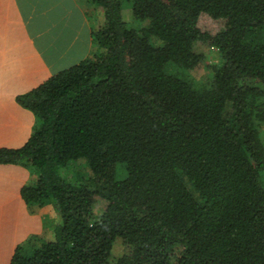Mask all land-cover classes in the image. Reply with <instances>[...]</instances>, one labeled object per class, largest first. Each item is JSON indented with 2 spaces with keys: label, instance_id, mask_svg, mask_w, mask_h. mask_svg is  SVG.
<instances>
[{
  "label": "trees",
  "instance_id": "16d2710c",
  "mask_svg": "<svg viewBox=\"0 0 264 264\" xmlns=\"http://www.w3.org/2000/svg\"><path fill=\"white\" fill-rule=\"evenodd\" d=\"M90 1L96 52L19 95L36 126L0 148L59 217L11 264H107L118 239L115 264H264V0Z\"/></svg>",
  "mask_w": 264,
  "mask_h": 264
},
{
  "label": "crops",
  "instance_id": "0c3cea01",
  "mask_svg": "<svg viewBox=\"0 0 264 264\" xmlns=\"http://www.w3.org/2000/svg\"><path fill=\"white\" fill-rule=\"evenodd\" d=\"M96 12L104 16L90 0H0V148L22 147L36 126L19 95L93 56ZM33 173L0 164V264H11L19 244L46 232L47 205L34 213L22 196L37 180Z\"/></svg>",
  "mask_w": 264,
  "mask_h": 264
},
{
  "label": "rangeland",
  "instance_id": "374dc122",
  "mask_svg": "<svg viewBox=\"0 0 264 264\" xmlns=\"http://www.w3.org/2000/svg\"><path fill=\"white\" fill-rule=\"evenodd\" d=\"M103 15H104V13H103ZM126 17L127 18L131 17V11L126 13ZM94 18H96V22H95V25H96L95 31H96V30H99L103 26V24L105 22V18H104V16H102V18H100L99 12H96L94 14ZM197 48L200 52H203L205 54L206 61H205V64L199 70L192 71V73L194 74V76L197 80H200L202 82H206L209 80L210 75H211V71H210L211 68H209L208 65L209 64L213 65V64L217 63L219 60V54H218V51L214 47H211L207 43H201ZM96 50H97V48H96ZM94 52H96V51H94ZM93 55H94V53H93ZM261 131H262L263 140H264V126H263ZM81 165H83V163H81ZM80 166L79 165L75 166L74 171L79 172V174L76 173V176L78 179L86 178L87 172L85 170H81ZM64 173H67V172L65 171ZM33 175L37 176L36 173L35 174L33 173ZM72 178H75V177L72 175ZM107 204L108 203L106 200L97 196L95 199V212L101 213L103 210H105ZM46 205H47V211L48 212H47V216L45 218V221H46V223L48 222V227H47V224L45 223L46 232L44 234H46L48 239H51L53 237V232L51 230V227L59 220L58 219L59 217H58V213H57L55 207L52 204H46ZM34 207H36L38 209L35 211L36 208L34 209L32 206L31 211L34 213H37L38 210L40 209V207H38V205H35ZM124 252H125V245H124L122 239H118L116 241V244H115L114 249L112 251V256H111V258L107 264H115L117 259L120 256H122V254Z\"/></svg>",
  "mask_w": 264,
  "mask_h": 264
}]
</instances>
